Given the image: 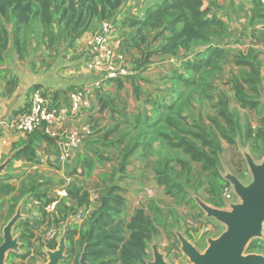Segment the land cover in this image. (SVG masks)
Instances as JSON below:
<instances>
[{
	"label": "crops",
	"instance_id": "crops-1",
	"mask_svg": "<svg viewBox=\"0 0 264 264\" xmlns=\"http://www.w3.org/2000/svg\"><path fill=\"white\" fill-rule=\"evenodd\" d=\"M155 3L157 0H123L110 18L88 14L76 31L75 21L65 27L61 13L53 8V37L47 35L40 19L32 18L28 23L17 25L12 10L8 18H1L4 31L0 29V117L4 113L3 103L14 98L26 78L24 75L35 76L33 81L29 78L28 88L16 109L6 122L1 123L0 141L8 142L11 147L17 145L13 152H19L29 140L23 142L20 138L27 134L10 129L8 122L27 103L32 90L51 88L62 105L68 106L71 90L91 87L89 108L83 109L76 117L69 116L55 124L52 129L56 136L44 132L28 134L37 137L34 159L16 160L18 166L26 165L27 173L43 187L39 194L41 201L57 198L63 201V206L69 210L65 225L69 222L70 229L89 230L95 223L94 214L103 207L105 197L114 186L121 188L114 193L123 199L120 211L125 223L130 222L139 209L153 216L171 210H166L164 205L176 201V196L170 191V185L160 179L158 167L164 162L158 160L155 149L163 144V136L158 133L154 121L165 112L163 109L167 104L178 98L184 86H179L178 76L192 74L187 62L197 57H209L213 47L221 48L224 51L219 63L221 70L208 79L212 86L222 82L221 88L224 89L232 85L229 94L237 96L245 110L248 106H244L237 95L241 89L239 86L243 87L244 94L252 96L250 100L258 103L253 109L264 105V0H203L204 7L209 8V15L217 17L224 31L213 36L212 42H194L169 53L160 51L167 41L168 31L145 29L139 35L140 24L127 21L143 19L148 7ZM104 20L114 24L116 46L127 56L131 72L126 76L107 79L102 70L87 65L82 56L87 41ZM250 79L258 87V94L251 90ZM227 100L230 98H225L228 104ZM227 109L232 115L233 107L227 106ZM191 115L196 116L197 112L193 110ZM89 126L93 132L81 145L68 150L67 159H61L62 138L70 132H82ZM255 133L259 134L255 142L264 139V127H259ZM164 141L170 144L168 140ZM165 160L177 170L176 158ZM67 189L77 196L68 195V192L60 196V191ZM34 193L31 191L24 197L25 202L31 201L26 204L31 223L43 220L42 203L34 200ZM84 193L88 203L81 205L79 197ZM167 197L169 201L165 200ZM227 201L223 206L208 203L228 208ZM207 223L219 225L211 218H207ZM67 243L69 246V239ZM56 248L51 246L48 250ZM147 252L149 260H153L152 249L148 248Z\"/></svg>",
	"mask_w": 264,
	"mask_h": 264
},
{
	"label": "trees",
	"instance_id": "trees-1",
	"mask_svg": "<svg viewBox=\"0 0 264 264\" xmlns=\"http://www.w3.org/2000/svg\"><path fill=\"white\" fill-rule=\"evenodd\" d=\"M122 2L123 0H0V29L4 31L1 18H8L9 11L12 10L17 25L23 22L28 23L32 18L40 19L45 30L48 31L47 35L53 37V8L61 13V21L65 27H69L75 21L76 31L86 20L88 14L110 18L112 13L119 9ZM127 21L133 25L140 24L139 35L145 29L163 28V31H168L167 41L160 50L163 53L173 52L180 46L189 47L194 42H212L213 36L224 31V26L217 17L209 15V8L204 7L203 0H157V3L148 7L143 19H128ZM223 57L224 51L219 47H213L209 57H197L195 60L187 62V68L192 71V74L178 76L180 79L179 86L184 85L185 89L182 87L178 98L167 104L163 109L165 112L161 113L158 119L154 121V126L157 125L158 133L163 136V139L168 140L172 146L181 148L189 156L188 160L184 158L177 160L181 166V171L189 174L193 162H200L203 169L215 173L216 166L213 162L219 157L221 137L230 143H234L228 129L231 128L232 132H236L239 128L238 121L229 113L225 100L218 102V106L221 107L218 116L226 122L225 125L218 116L210 117L214 127L207 129L206 126L198 124V121H195L194 124H189V122L188 125L184 124L185 119L182 114L185 105L190 102L188 97L196 92L206 95L207 90L213 87L208 79L215 77L216 73L221 70L219 63ZM249 86L255 94H258V87L251 79ZM239 88L241 89L237 91V95L242 100V104L248 106L243 87L239 86ZM183 97L186 98L184 102ZM251 102L252 107L257 103L252 100ZM161 123L172 126V130L170 132L164 131L160 127ZM36 133L38 132L32 134ZM182 133H187L190 136ZM30 137L29 144L17 152L14 158L23 152L21 157L28 160L34 159V141L37 137L35 135ZM174 138H177V141ZM194 140L201 142L198 144ZM166 160L163 163L164 172L159 171L160 179L162 182H167L170 185V191L173 192L177 179H180L179 171L174 165L169 166V162ZM193 176H187V182L191 183ZM120 189L119 186L110 189L105 197L103 207L93 216L95 217L94 225L85 231L84 239L79 244L80 247H85L88 264H146L144 255L147 240L156 232V229L152 226L150 215L143 209L137 210L130 222H124L120 211L123 199L119 194L114 193L115 190ZM67 192L68 195L77 196L70 189H67ZM79 198H81V205L88 203L86 193ZM0 199H4L1 189ZM47 203H42L44 215H48L45 208ZM25 225L29 226L30 224ZM76 233L77 230L69 231L67 254H73L77 250V244L74 240ZM52 248H56V244H53ZM254 248L264 249V245H261L260 242H252L248 249Z\"/></svg>",
	"mask_w": 264,
	"mask_h": 264
},
{
	"label": "rangeland",
	"instance_id": "rangeland-1",
	"mask_svg": "<svg viewBox=\"0 0 264 264\" xmlns=\"http://www.w3.org/2000/svg\"><path fill=\"white\" fill-rule=\"evenodd\" d=\"M221 84L222 82L207 90V95L210 97H207V95L201 92L191 94V96L188 97L190 102L185 105V112L183 114L185 116L184 124L188 122L189 124H194L195 121H198V124L204 127L205 125L212 126L208 114L218 116L220 112V107H218L219 100H225L227 97L230 98V101L227 100V106L233 107L232 110L234 112L232 111V115L238 120L239 128L236 132H232L231 128L228 129L234 139V143H230L227 139L221 137V150L218 152L219 157L213 162L216 166L215 173H210L208 170L203 169L200 162H193L190 174L181 171V166L176 163V160L179 158H186V160H188L189 156L180 148H175L167 143V141H164V139H161L163 144H160L161 146L157 145L155 149L156 154L159 156L158 160L161 162H164L163 160L168 157L171 158L172 161L176 158L174 163L179 171L178 176L180 179H177L173 189L176 201L171 200L173 203L176 202V204L171 203L169 205H164L161 201L166 210H168V208L171 210L164 212V214L158 213L154 216H149L156 232L147 240V248L144 255L145 262L149 260L148 248L152 249L153 244H158L160 247L159 249H162V252L165 253L166 259L170 264H178L180 261L191 264L189 258L181 251V243L176 235V231L183 233L201 252H203L208 247L207 238L209 236L213 238L218 237L225 228L221 224L209 225L207 223L206 213L197 203L195 195L199 196L207 203L211 202L217 205H226L225 201L235 199V196L231 185L223 178L221 173H225V169H229L242 181H246L250 176V170L244 158L243 151L246 150L250 152L257 163L263 160L264 139L255 142V139L259 138V134L255 132L259 130V127H264V105L253 109L252 102L249 99L252 98V96L244 94L248 102V107L245 110V108H241V103L237 96L229 94L232 90V85L226 86L223 89L221 88L223 87ZM185 99L186 98L183 97V102ZM193 110L197 112V115L198 110H200V115L192 116L191 112H193ZM239 114L241 117L238 116ZM187 118H190V120L187 121ZM220 120L224 125L226 124L221 118ZM204 121L205 125L203 124ZM160 127L166 132L172 130V126L165 123H161ZM205 128L207 129V127ZM182 134L190 136L187 133ZM30 138L31 137L27 134L25 138L21 137L20 139L25 142L30 140ZM175 139L177 140V138ZM194 141L198 144L201 142L199 140ZM8 145V142L2 143V141H0V163L4 162L17 147L15 144H13L12 147ZM22 155L23 152H20L8 166L6 173L0 175V189L4 194V199H0V244L3 242L5 225L16 213L20 202L25 199L24 197H26L27 193L33 191L35 192L33 194L34 200L38 199L40 203L48 202L45 206L48 215H42L43 221L34 223L29 222L26 204H29L31 201L27 200L25 202L23 207V215L25 217L19 221L14 231V235L17 237L19 236V242L21 243L20 252L10 253L7 264H46L49 258L45 252L50 249L53 244H56V246L58 245L59 238L64 233V225L69 210L63 206V201L59 198L45 201L40 200L41 195L39 194L43 187L36 184L34 177L27 173L26 165H17L18 163L16 160ZM25 159L28 160L27 158ZM162 166L163 165H160L158 167L160 172H164ZM189 175H194V183L187 182L186 177ZM55 188L58 189L57 186ZM165 200L169 201V198L167 197ZM53 201H56L55 208L48 211L47 206ZM167 203L168 202L165 204ZM25 224L30 225L26 226ZM33 224H35V226ZM70 230H77V233L74 235L77 250L73 254H68L67 260L62 264H79L81 255L85 250V247L82 248L79 244H81L84 239L83 236L85 231L79 230L77 227ZM76 235L78 236L77 238L75 237ZM252 242H260L261 245H264V239H255ZM247 253H259L264 255V249L247 248Z\"/></svg>",
	"mask_w": 264,
	"mask_h": 264
},
{
	"label": "water",
	"instance_id": "water-1",
	"mask_svg": "<svg viewBox=\"0 0 264 264\" xmlns=\"http://www.w3.org/2000/svg\"><path fill=\"white\" fill-rule=\"evenodd\" d=\"M24 77L26 78L23 79L14 98L3 103L4 113L0 117V129L1 123L8 120L23 98L29 85V78L33 81L35 76L30 74ZM243 153L250 170V176L246 181H242L229 169L221 173L231 185L235 196L234 200L227 201L228 208L214 207L195 195L206 217L225 227L223 232L216 238L209 236L208 247L201 252L183 233L176 231L181 251L189 258L191 264H264L263 254L247 253V248L253 240L264 239V157L262 162L257 163L250 152L245 150ZM15 155L16 152L11 153L6 161L0 164V175L4 174ZM24 205L25 199L20 202L16 213L4 227L3 242L0 244V264H7L10 253L20 252L21 243L19 236L14 235V231L19 221L25 217ZM69 231L68 222L63 235L59 238L57 248L46 251L49 258L46 264H61L67 259ZM152 251L153 260H147V264H170L158 244L152 245ZM79 264H88L86 250L82 253ZM178 264L186 263L180 261Z\"/></svg>",
	"mask_w": 264,
	"mask_h": 264
},
{
	"label": "built area",
	"instance_id": "built-area-1",
	"mask_svg": "<svg viewBox=\"0 0 264 264\" xmlns=\"http://www.w3.org/2000/svg\"><path fill=\"white\" fill-rule=\"evenodd\" d=\"M115 27L110 20H104L99 28L86 43L82 50L85 62L92 68L100 69L107 79H115L130 74L127 56L117 48ZM90 86L75 88L69 92V104L65 106L58 100L53 89L40 87L32 90L27 103L18 110L13 119H10V129L26 134L44 132L56 136L52 127L65 118L76 117L83 109L91 106ZM89 126L82 132H70L62 138L60 144L63 148L61 159L69 157L71 147L81 145L86 137L92 133ZM60 195H67L66 190ZM56 201L50 203L48 210L54 209Z\"/></svg>",
	"mask_w": 264,
	"mask_h": 264
}]
</instances>
